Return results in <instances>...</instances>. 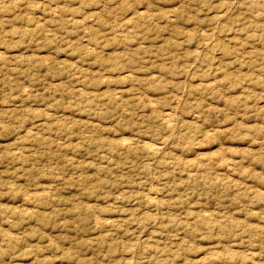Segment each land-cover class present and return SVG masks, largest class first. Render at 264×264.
<instances>
[{"label":"rangeland","instance_id":"374dc122","mask_svg":"<svg viewBox=\"0 0 264 264\" xmlns=\"http://www.w3.org/2000/svg\"><path fill=\"white\" fill-rule=\"evenodd\" d=\"M0 264H264V0H0Z\"/></svg>","mask_w":264,"mask_h":264}]
</instances>
